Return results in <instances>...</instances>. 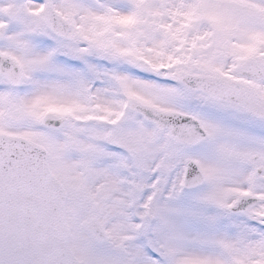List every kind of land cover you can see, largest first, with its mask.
Listing matches in <instances>:
<instances>
[{
    "label": "snow or ice",
    "instance_id": "6c2138e0",
    "mask_svg": "<svg viewBox=\"0 0 264 264\" xmlns=\"http://www.w3.org/2000/svg\"><path fill=\"white\" fill-rule=\"evenodd\" d=\"M0 264H264V0H0Z\"/></svg>",
    "mask_w": 264,
    "mask_h": 264
}]
</instances>
